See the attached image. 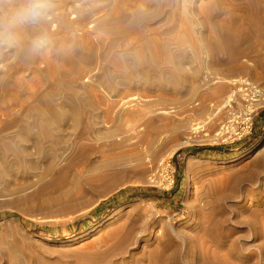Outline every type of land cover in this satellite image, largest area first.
Segmentation results:
<instances>
[{
  "label": "rangeland",
  "instance_id": "1",
  "mask_svg": "<svg viewBox=\"0 0 264 264\" xmlns=\"http://www.w3.org/2000/svg\"><path fill=\"white\" fill-rule=\"evenodd\" d=\"M54 2L0 46V264H264V108L221 109L264 92V0Z\"/></svg>",
  "mask_w": 264,
  "mask_h": 264
},
{
  "label": "clouds",
  "instance_id": "2",
  "mask_svg": "<svg viewBox=\"0 0 264 264\" xmlns=\"http://www.w3.org/2000/svg\"><path fill=\"white\" fill-rule=\"evenodd\" d=\"M54 7V0H0V46L17 47L23 30L38 29L53 14ZM52 43L47 31H37L28 50L34 55H42Z\"/></svg>",
  "mask_w": 264,
  "mask_h": 264
},
{
  "label": "bare ground",
  "instance_id": "3",
  "mask_svg": "<svg viewBox=\"0 0 264 264\" xmlns=\"http://www.w3.org/2000/svg\"><path fill=\"white\" fill-rule=\"evenodd\" d=\"M247 80H242L241 78H238L236 80H231L230 83L234 84H243L242 87H245L242 90L238 89L237 91L233 92L234 95L238 97H245V101H247V105L244 107L245 110H243L238 118V124L237 126H233L228 122L229 117L233 118L235 116V113H233L234 108L233 107V98L231 95L228 96V99L232 97V100H226V105L223 106L221 109L223 113L225 114V117L222 120V124L225 123V130L229 129L231 133L234 134V136H243L245 134H248L251 131L252 123H253V113H255L256 109L264 108V92L261 90H257L256 87L252 86V83H247ZM225 86H220L217 91H222ZM242 93V94H236V93ZM247 92V96L245 95V92ZM251 94V95H250ZM254 95V96H252ZM237 101V97L235 99ZM257 107L253 109L254 107ZM191 126V124H190ZM196 126V125H192ZM196 128V127H195ZM195 167L194 163L189 161L186 165V172L188 173L190 170H193ZM14 231L16 229L14 227H11L7 224L0 225V245L3 247L9 248V249H15L18 247V241L14 235Z\"/></svg>",
  "mask_w": 264,
  "mask_h": 264
}]
</instances>
